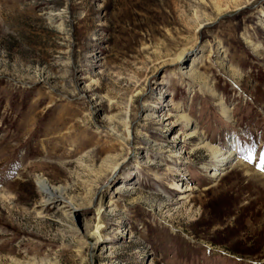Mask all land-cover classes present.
Instances as JSON below:
<instances>
[{
  "label": "rangeland",
  "instance_id": "obj_1",
  "mask_svg": "<svg viewBox=\"0 0 264 264\" xmlns=\"http://www.w3.org/2000/svg\"><path fill=\"white\" fill-rule=\"evenodd\" d=\"M0 264H264V0H0Z\"/></svg>",
  "mask_w": 264,
  "mask_h": 264
},
{
  "label": "bare ground",
  "instance_id": "obj_2",
  "mask_svg": "<svg viewBox=\"0 0 264 264\" xmlns=\"http://www.w3.org/2000/svg\"><path fill=\"white\" fill-rule=\"evenodd\" d=\"M200 78L203 81V83H205V77L202 76ZM221 106H222V113L226 115L227 111H226L225 106H223L222 104H221ZM185 117L186 116H184V115L181 116L182 119H185ZM190 133H194V131L190 132ZM200 143L202 144L201 145L202 147H205L210 152V154L212 155V159L218 161L219 162L218 165H221L219 168L213 170L211 173L212 178L217 177L218 175L221 174V171H220L221 169H223L224 167H229L230 163H232V161H233V149L230 148V149L224 150L217 145H211V144L204 142V141H201ZM242 166H243V168H245V170H246L245 172H247V173L252 172L249 169V167H246L244 164H242ZM37 185H38L40 193L44 197V200L54 201V202L63 201L62 197H63V193L65 191L64 187L53 186L48 182L47 179H45L43 177H40L38 179ZM173 185L177 186L178 184L174 183ZM123 186H125V184L120 185L118 189H121V187H123ZM188 189H190V188L188 186H185L184 190H188ZM87 197H88V195L86 194L83 197V199H86ZM183 197L184 196L182 195L181 198H183ZM70 202L71 203H63L61 206L62 208L66 207V210H64L63 213L65 214L64 216H67L69 219H71L73 217V215H74L73 210L76 207V204H74L75 203L74 199L71 198ZM83 223L86 227V223L85 222H83ZM95 228L99 229V224H96Z\"/></svg>",
  "mask_w": 264,
  "mask_h": 264
},
{
  "label": "snow or ice",
  "instance_id": "obj_3",
  "mask_svg": "<svg viewBox=\"0 0 264 264\" xmlns=\"http://www.w3.org/2000/svg\"><path fill=\"white\" fill-rule=\"evenodd\" d=\"M249 159H251V157H249Z\"/></svg>",
  "mask_w": 264,
  "mask_h": 264
}]
</instances>
